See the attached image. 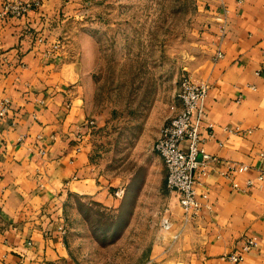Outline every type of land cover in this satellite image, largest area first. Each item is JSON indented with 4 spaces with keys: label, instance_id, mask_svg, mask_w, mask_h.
Here are the masks:
<instances>
[{
    "label": "crops",
    "instance_id": "obj_1",
    "mask_svg": "<svg viewBox=\"0 0 264 264\" xmlns=\"http://www.w3.org/2000/svg\"><path fill=\"white\" fill-rule=\"evenodd\" d=\"M62 6L42 0L23 18L0 19V264H79L69 244L74 201L117 209L137 192L136 174L115 176L98 162L94 139L103 120L91 104L97 59L71 49ZM193 35L185 69L210 87L204 149L211 160L199 175L206 197L199 216L186 222L167 190L164 162L148 161L144 191L159 165L163 203L144 264H264V0H207ZM179 90L158 138L180 108ZM230 163L248 169L231 174ZM248 236L257 246L233 263L227 255L240 252Z\"/></svg>",
    "mask_w": 264,
    "mask_h": 264
},
{
    "label": "rangeland",
    "instance_id": "obj_2",
    "mask_svg": "<svg viewBox=\"0 0 264 264\" xmlns=\"http://www.w3.org/2000/svg\"><path fill=\"white\" fill-rule=\"evenodd\" d=\"M59 1L71 49L97 59L91 104L103 120L94 139L98 162L115 176L136 174L137 185L117 209L74 201L71 252L79 264H144L163 203L159 165L144 191L147 165L158 163L155 157L163 162L155 151L157 125L190 76L193 28L207 0Z\"/></svg>",
    "mask_w": 264,
    "mask_h": 264
},
{
    "label": "built area",
    "instance_id": "obj_3",
    "mask_svg": "<svg viewBox=\"0 0 264 264\" xmlns=\"http://www.w3.org/2000/svg\"><path fill=\"white\" fill-rule=\"evenodd\" d=\"M238 1L241 3L243 0ZM41 6L39 0H0V19L23 18ZM222 56L223 54L219 52L218 57ZM209 89L206 83H197L190 76L184 78L177 95L180 108L164 125L155 144V151L167 168V190L179 198L186 222L199 216L203 208L200 199L206 197L205 193H199V175L202 164L211 160V155L204 149L206 100ZM6 109L5 107L2 110L1 115L5 114ZM261 156L264 158V153ZM228 168L233 174L239 168L247 170L248 166L239 167L235 163H230ZM262 178L263 176L260 177ZM253 185V181L248 182L249 187ZM233 186L239 189L237 183ZM116 194L121 196L123 191L119 190ZM162 224L170 228V218L165 215ZM256 246L257 240L248 236L241 251L229 254L227 258L233 263H239L244 260V255Z\"/></svg>",
    "mask_w": 264,
    "mask_h": 264
}]
</instances>
